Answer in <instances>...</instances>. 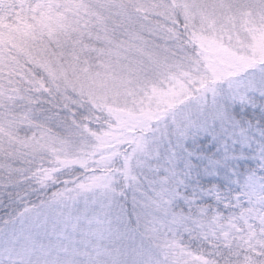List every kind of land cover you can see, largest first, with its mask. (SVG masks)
Here are the masks:
<instances>
[{
  "label": "rangeland",
  "instance_id": "1",
  "mask_svg": "<svg viewBox=\"0 0 264 264\" xmlns=\"http://www.w3.org/2000/svg\"><path fill=\"white\" fill-rule=\"evenodd\" d=\"M0 9V191L23 180L0 264H215L186 240L264 261V0ZM209 129L218 177L163 164L185 142L222 158Z\"/></svg>",
  "mask_w": 264,
  "mask_h": 264
},
{
  "label": "trees",
  "instance_id": "2",
  "mask_svg": "<svg viewBox=\"0 0 264 264\" xmlns=\"http://www.w3.org/2000/svg\"><path fill=\"white\" fill-rule=\"evenodd\" d=\"M3 11L5 10L0 9V19L3 17V15L8 17V13H5ZM46 110L50 112L49 107H46L45 111ZM21 176H24V181L29 182L28 185H31V186H24L23 192H25V190L28 189L27 187L29 188L33 187L34 184L32 182L34 181V177L31 172H23ZM26 177H31V178L27 179ZM15 181H17V183L14 182L13 185H11V188H15V190L12 191L11 194H4V192L0 191V221H2V224H0V228L5 226V223H6L5 218H4L5 217L4 215L6 213L5 210L13 206L11 201L14 199V197L17 198V195H15V192L17 191L16 188L19 186L18 182L22 183L23 180L19 181V179H16ZM23 192L20 195H22ZM36 194L37 193L35 192L33 195H29V197H31L30 204L22 205L20 208L18 207L17 210H14V212L17 213L19 210L27 209L30 205H35L33 202L34 201L33 196ZM210 202L211 201L208 200L207 204H210ZM7 215H8V211H7ZM182 245L191 249L195 254L211 260L215 264H244L243 255L246 256L247 264H256V263L264 264V261H262L260 257L254 254H251L248 251L212 247V246L205 244L202 241L200 242L191 241L190 242L186 240L182 243Z\"/></svg>",
  "mask_w": 264,
  "mask_h": 264
},
{
  "label": "snow or ice",
  "instance_id": "3",
  "mask_svg": "<svg viewBox=\"0 0 264 264\" xmlns=\"http://www.w3.org/2000/svg\"><path fill=\"white\" fill-rule=\"evenodd\" d=\"M223 129L221 130V133ZM221 133L216 132L214 129H209L208 134H206L203 139L210 140L211 143L207 145L208 148H216L214 156L219 157L221 149L224 151V156L222 158L213 159L211 156L206 154H197L192 150H187V142H185L184 147L181 149L180 153L173 152L168 159L163 161V164L167 166H172L173 168L179 167L182 163L186 174H190L192 169L197 166V162L205 164L204 171L207 176H217L220 172L221 167L226 166L229 157L227 156V145L226 141L221 140ZM206 176V178H207Z\"/></svg>",
  "mask_w": 264,
  "mask_h": 264
}]
</instances>
